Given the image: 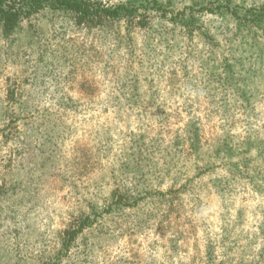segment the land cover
<instances>
[{"label": "rangeland", "instance_id": "obj_1", "mask_svg": "<svg viewBox=\"0 0 264 264\" xmlns=\"http://www.w3.org/2000/svg\"><path fill=\"white\" fill-rule=\"evenodd\" d=\"M173 1L105 39L48 10L0 30V264H264V58Z\"/></svg>", "mask_w": 264, "mask_h": 264}, {"label": "trees", "instance_id": "obj_2", "mask_svg": "<svg viewBox=\"0 0 264 264\" xmlns=\"http://www.w3.org/2000/svg\"><path fill=\"white\" fill-rule=\"evenodd\" d=\"M202 1L204 2L192 0L193 5L189 8L192 11H208L220 16L222 20L224 19L223 21L233 23V29L236 34L231 45L233 57H235L234 53L240 48L250 49L253 53L255 48H257L260 49L259 58L262 61L264 49H261L258 40L260 39V35L264 38V0L258 6H247L245 5V0H238L240 2H236L235 0ZM173 4V0H128L124 4L107 8L94 0H0V30L6 37L16 35L21 29V23L24 20H30L41 12L48 10L51 14L60 13L65 16L72 28L86 27L88 30L99 28V31H101L99 32L100 37L105 39L108 36L107 29H111V27L115 26L114 24L120 22L133 21L141 10L144 15L155 12L165 17ZM181 13L185 14V12ZM180 15L176 14L175 17L178 18ZM188 20V22L193 21V17L190 16ZM188 22L182 25L189 28ZM155 32L156 30L153 28L150 30L149 35ZM131 33L132 30L128 31V38L131 37ZM201 35L204 39L209 40L208 42L211 41L212 36H210L208 31L202 32ZM230 59L229 57L223 59L224 69L222 77L225 78L227 84H238L241 82L240 78L245 79V72H252L257 75L255 73L257 69L254 67L246 71L242 60L240 63H235ZM148 65L152 66L153 64L148 62ZM236 67H240L239 71L235 70ZM125 78L128 81H122L121 83V91L124 95L127 98L138 95V87L133 79H130V75H125ZM244 99V101H248V99ZM85 223L86 220L81 224V229L85 226ZM73 235L75 234H70V240L73 238ZM64 248L66 250L69 249V245L64 244Z\"/></svg>", "mask_w": 264, "mask_h": 264}]
</instances>
